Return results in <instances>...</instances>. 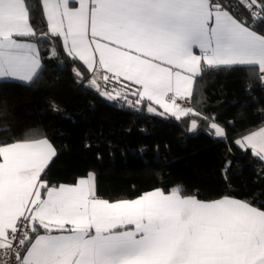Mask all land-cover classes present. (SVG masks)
Segmentation results:
<instances>
[{
    "label": "snow or ice",
    "instance_id": "6c2138e0",
    "mask_svg": "<svg viewBox=\"0 0 264 264\" xmlns=\"http://www.w3.org/2000/svg\"><path fill=\"white\" fill-rule=\"evenodd\" d=\"M239 4L264 19V0ZM42 7L48 31L40 38L60 39L100 95L129 107L147 101L149 113L158 105L177 121L194 115L216 138L226 132L214 117L179 102L191 100L203 67L250 66L264 80V34L212 0H43ZM35 36L26 0H0V78L34 79L42 67L37 45L20 38ZM101 74L128 83L101 90ZM197 128L191 121L189 131ZM234 143L264 161V128ZM56 155L47 139L0 145V250L16 264H264V211L228 197L202 202L179 187L109 202L97 197L93 173L50 186L44 175Z\"/></svg>",
    "mask_w": 264,
    "mask_h": 264
},
{
    "label": "trees",
    "instance_id": "16d2710c",
    "mask_svg": "<svg viewBox=\"0 0 264 264\" xmlns=\"http://www.w3.org/2000/svg\"><path fill=\"white\" fill-rule=\"evenodd\" d=\"M26 5L36 32L30 40L47 46L40 38L48 31L40 0ZM254 30L264 34V23ZM47 38L55 57L40 51L42 67L30 84L0 82V145L48 139L57 152L44 175L50 186L73 185L93 173L97 197L109 202L179 187L185 197H232L264 211V162L234 143L264 126V80L257 68L218 67L196 81L191 108L214 117L226 132L223 139L207 134V122L194 115L180 121L146 115V102L120 117L130 122L125 129L111 117L125 100L101 99L86 86L90 75L80 62L65 54L58 38ZM193 120L198 128L189 134Z\"/></svg>",
    "mask_w": 264,
    "mask_h": 264
},
{
    "label": "built area",
    "instance_id": "2783aa9c",
    "mask_svg": "<svg viewBox=\"0 0 264 264\" xmlns=\"http://www.w3.org/2000/svg\"><path fill=\"white\" fill-rule=\"evenodd\" d=\"M212 2L220 3L223 5V7L228 10L230 13H232L238 20H246L249 25H253L254 28L262 23H264V19H258L253 20L250 12L245 8L240 6L239 0H212ZM90 81L89 79L86 82V86L91 88L94 92L99 93L94 89V87H90ZM128 82L123 81L121 78V82H117L115 80H110L108 82H105L103 79L98 80V84L101 90L105 91H113L114 89H123L124 85ZM114 94V92H113ZM129 98H134L131 95L128 96ZM183 107L191 108L190 100H183L179 101ZM0 264H16L15 256L14 254L9 253L8 255H4L3 250H0Z\"/></svg>",
    "mask_w": 264,
    "mask_h": 264
},
{
    "label": "crops",
    "instance_id": "0c3cea01",
    "mask_svg": "<svg viewBox=\"0 0 264 264\" xmlns=\"http://www.w3.org/2000/svg\"><path fill=\"white\" fill-rule=\"evenodd\" d=\"M40 2H41V6L43 5V0H40ZM42 10H43V7H42ZM43 13H44V11H43ZM45 16V15H44ZM46 19V18H45ZM47 23V22H46ZM47 30H48V28H47ZM255 31H257V30H255ZM258 32V31H257ZM259 33V32H258ZM20 39H22V41L23 42H29V43H35L36 45H37V49H38V53H39V57H40V51H42V50H45V49H47L48 50V52H49V56L50 57H55V50H54V48L52 47V45L49 43V42H46L48 45L47 46H43V45H39L37 42H34V41H32V40H30V38H20ZM59 41H60V43H61V45H62V41L59 39ZM62 48H63V50H64V52H65V54H66V51H65V49H64V47L62 46ZM196 54H200L199 53V50L197 49L196 50ZM71 58V57H70ZM40 60H41V58H40ZM78 61V60H77ZM78 62H80V61H78ZM41 64H42V61H41ZM80 64L83 66V68L86 70V72L90 75V79H92V73L91 72H89V70L87 69V66H85V65H83V63L82 62H80ZM237 66H239V65H237ZM231 67H233V66H231ZM242 67H244V66H242ZM246 67H250V66H246ZM209 69H214V68H209L208 66H204L203 67V71H206V70H209ZM203 71L196 77V79H195V82H194V86H195V84H196V81H197V79L202 75V73H203ZM103 77V74H101V76L98 78V80H101V79H103L102 78ZM35 78V77H34ZM123 79V78H122ZM6 81H8V82H16V83H20V84H25V85H28V84H30L31 82H26V81H20V80H18V79H14V78H0V82H6ZM135 100V99H134ZM147 104H149V102H147V101H145ZM153 106H155L156 108H158L161 112H163V109H161V108H159V106L158 105H153ZM126 111H130V114L129 115H134V113H135V111H136V109H131V110H127V109H125L124 107H122V105L121 104H117L116 106H115V108L113 109V111H112V115H111V117H112V119H113V121L116 123V124H119L120 126H122L123 128H125V129H127V128H129V126H130V122H129V120H121L120 119V117L122 116V115H126L125 113H127ZM166 117H171V116H168V115H166ZM174 118V117H173ZM261 128H264V126L263 127H261ZM261 128H259V129H261ZM259 129H257V130H254V131H258ZM253 132V131H252ZM251 133V132H250ZM250 133H248V134H250ZM248 134H246V135H248ZM245 136V135H244ZM48 140V139H47ZM49 141V140H48ZM50 142V141H49ZM251 151V150H250ZM264 162V161H263ZM88 175V174H87ZM87 175L85 176V177H82V178H86L87 177ZM95 176V175H94ZM96 179V178H95ZM63 185H65V184H63ZM58 186H60V185H58ZM58 186H56V187H58ZM95 189H96V181H95ZM156 190V189H155ZM161 190V189H160ZM153 191V190H152ZM162 191V190H161ZM150 192V191H149ZM147 193V192H146ZM169 193V192H168ZM144 194V193H143ZM165 194H167V193H165ZM138 198V197H137ZM228 198H231V199H234V198H232V197H228ZM136 199V198H135ZM222 199V198H221ZM219 200V199H218ZM236 200V199H235ZM213 201H216V200H213ZM213 201H208V202H213ZM239 201H242V200H239ZM114 202H117V201H114ZM202 202H206V201H202ZM243 202H246V203H248V204H250L249 202H247V201H243ZM251 205V204H250ZM252 206V205H251ZM252 207H254V206H252ZM256 208V207H255Z\"/></svg>",
    "mask_w": 264,
    "mask_h": 264
},
{
    "label": "water",
    "instance_id": "95a60500",
    "mask_svg": "<svg viewBox=\"0 0 264 264\" xmlns=\"http://www.w3.org/2000/svg\"><path fill=\"white\" fill-rule=\"evenodd\" d=\"M42 40H44V41H46V42H49V43L52 42V41H51L50 39H48L47 37L44 38V39H42ZM74 69H76V68H73V69H72V73H73L74 77L77 78V79H79V80H81V79L83 78L82 74L80 73V71H79L78 69H76V70L79 71V73L81 74V77H77V75L74 74V71H73ZM99 97H100L101 99H103L104 101L110 102V103H112V104L115 102V100H108L105 96H102V95H100V94H99ZM148 105H149V104H147L146 107H145V113H146V115H150V116H153V117H156V118H159V119H165V118H166V115H163V116H162V115L159 114V113H162V112H161L158 108H156L155 106H153V107H155V108L157 109V112H156V113H149V112L147 111ZM124 108L127 109V110H131V109H136V106H135V107H129L128 104L125 103ZM190 122H191V121H190ZM189 125H190V123H189ZM195 131H196V130H195ZM195 131H189V126H188V133H189V134H191V133H193V132H195Z\"/></svg>",
    "mask_w": 264,
    "mask_h": 264
},
{
    "label": "rangeland",
    "instance_id": "374dc122",
    "mask_svg": "<svg viewBox=\"0 0 264 264\" xmlns=\"http://www.w3.org/2000/svg\"><path fill=\"white\" fill-rule=\"evenodd\" d=\"M220 139H223V138H220Z\"/></svg>",
    "mask_w": 264,
    "mask_h": 264
}]
</instances>
